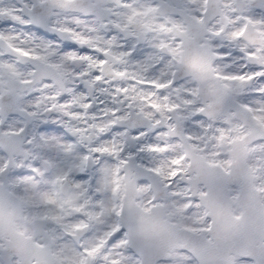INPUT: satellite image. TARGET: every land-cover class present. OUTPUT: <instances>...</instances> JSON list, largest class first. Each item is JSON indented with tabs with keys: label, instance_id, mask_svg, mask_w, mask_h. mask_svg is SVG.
<instances>
[{
	"label": "snow or ice",
	"instance_id": "6c2138e0",
	"mask_svg": "<svg viewBox=\"0 0 264 264\" xmlns=\"http://www.w3.org/2000/svg\"><path fill=\"white\" fill-rule=\"evenodd\" d=\"M0 264H264V0H0Z\"/></svg>",
	"mask_w": 264,
	"mask_h": 264
}]
</instances>
